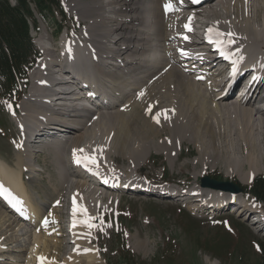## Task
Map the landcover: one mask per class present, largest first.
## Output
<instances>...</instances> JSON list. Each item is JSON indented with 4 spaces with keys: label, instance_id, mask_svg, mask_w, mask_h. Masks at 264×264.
<instances>
[{
    "label": "bare ground",
    "instance_id": "bare-ground-1",
    "mask_svg": "<svg viewBox=\"0 0 264 264\" xmlns=\"http://www.w3.org/2000/svg\"><path fill=\"white\" fill-rule=\"evenodd\" d=\"M174 1L65 0L66 7L76 13L77 18L84 19L79 33L74 38L65 35L59 43L51 42V45L38 39L42 52L36 65L39 70L35 69L30 75V86L18 106L20 116H16V113L14 116L19 136L12 142V148L20 156L15 164L24 165L29 162L32 154L41 153L40 149H33L39 147L25 144L28 138L31 137L29 142L34 136L49 137L36 142V146L46 143L42 147L43 152L52 156L53 163L59 162L62 169H56V174L61 182L57 186L60 188L62 183H67V187L72 189L69 194L71 209L79 203L83 209H89L87 207L90 204L99 207L100 203L93 201V198L98 191H106L101 190L96 181L107 185V191L118 194L149 195L162 199L167 195L178 196L194 212L197 210L204 213L208 204L223 209L232 201L246 203L242 199L243 193L213 191L199 187L197 182L196 187L189 190L155 187L152 182L141 181L136 176L137 179L129 176L121 179L115 172L111 174L102 169L103 166H98V160L106 165V157L113 153L121 157L129 154L132 165L137 167L150 149L165 143H169L168 150L171 152L174 144L173 151L178 158L185 144L182 142L181 153L178 154L181 140H187L197 148L200 153L197 160L202 162L212 158L214 163L220 156L229 160L235 158L234 154L243 153L246 158L241 155V162L247 160L250 168H258L257 165L264 159V0ZM166 5H171V10L166 11ZM210 28L213 29L212 33L208 32ZM216 32L224 34L220 37L224 43L217 44L216 48L224 51V56L234 62L236 69L242 70V73L250 70L255 74L257 80L250 87L248 95H244L245 98H238L240 94L224 102L228 100L225 92L227 87L222 80H217L223 70H216L213 66L222 57H214L213 52L217 49L206 50L210 48L206 40L211 37L215 41ZM227 33L234 34L230 44L227 43ZM113 35L115 38L110 40ZM45 37L41 34V38ZM68 66L72 67V72L79 71L82 75L73 74L81 78L76 80L78 84H89L94 88L90 98L93 101L102 100L100 106L98 104L93 109L81 104L77 106L75 101L83 97L72 99L74 84L66 70ZM249 66L255 67V71ZM233 100L240 102L235 103ZM117 107L124 111H118ZM100 109L108 111L99 112ZM58 132L68 135L55 137ZM161 133H165L166 142L153 143L151 138ZM104 137L110 138V141L106 143ZM173 139L176 142H171ZM66 144L72 151L71 157L67 159L80 161L78 169L70 161L69 167L89 181L90 188L87 190L85 180L68 181L67 176L71 173L66 172L62 162V149ZM23 149L27 159L21 157ZM81 149L82 152L79 151ZM239 151L244 152L237 153ZM150 155L151 152L143 163ZM89 158H94L95 163L89 162ZM21 170L5 166L1 161L0 183L4 189H12L22 197L13 203L21 208L20 212L33 220L35 227L45 228V234L48 235H62L56 227V218L47 215L43 217L42 211L34 208V203L26 196L22 174L28 170ZM95 186L98 188L95 189ZM59 198L50 206L57 207ZM0 205L17 221L15 223L21 222L17 214L6 210L3 203L0 202ZM1 209L2 206L0 234L10 226V222L5 224L7 216ZM36 210L40 211L39 216ZM86 212L93 225L96 222L95 216ZM66 219L67 225L62 228L65 231L71 229V240L67 243L72 241L76 246L79 234L83 236L93 231V227L84 226L82 221L86 217L78 211L73 214L72 210ZM49 224L53 226L49 227ZM26 237L27 240L31 238L32 242H29V253L23 264L99 262L92 253L81 258L76 256L80 248L58 259L54 250L57 243L61 244L60 241L46 236L39 237L34 233ZM7 240L8 236L0 239V264L6 263L4 259H10L1 254ZM89 252L94 251L90 248ZM16 260L15 264H22V261Z\"/></svg>",
    "mask_w": 264,
    "mask_h": 264
},
{
    "label": "rangeland",
    "instance_id": "rangeland-1",
    "mask_svg": "<svg viewBox=\"0 0 264 264\" xmlns=\"http://www.w3.org/2000/svg\"><path fill=\"white\" fill-rule=\"evenodd\" d=\"M9 1L12 3L14 2V0ZM60 1L62 13H58L59 11H57L53 13V16L49 15L44 18L37 15L35 18L36 24L34 26L32 25L30 28L31 42L35 55L36 52H41L39 49V40L42 41L43 39L42 43L47 45H51V42L59 43L60 39L65 35H67L68 38H74V36L79 33V29L83 27L84 19L77 18L75 15L76 13L66 7L65 0ZM175 2H177V0L174 1V3ZM181 10L182 12L185 11L184 9ZM58 25L62 27L60 31H57ZM41 34H44L48 38H41ZM114 38L115 36L113 35L110 40ZM41 55L42 52L40 53V56ZM39 59L40 57L36 62L33 60L31 68L22 76V79H18L19 88L16 89L15 92L9 95L5 92L2 94L3 92L0 90V162H4V165L10 168H19L21 172L22 168L28 170L24 171L22 174V186L26 189V196L30 197V199H28L34 203V208H38V210L42 211L43 217L47 215L56 218L52 217L56 220V227L62 235H48L47 233L46 235L45 228L41 229L39 226L35 227L32 223H15L17 221L12 216L8 215L3 205H0L2 206L1 210H3L7 216L5 218L7 221H4L5 224L10 222V226H7L4 232L0 234V239L8 236V240L4 245V252L1 254L4 255V257L7 255L6 257L10 259H4V261H6L4 264H15L16 262L14 260L16 259L22 261L23 264V260H25L29 253V242H32V239L29 238V240H27L28 237L26 236L33 233L37 234L39 237L46 236L54 241L57 240L61 242V244L57 243V245L60 246L59 248L57 246L55 250L53 249L58 259L64 258V256H67L72 250L80 248L76 256L81 258L83 256H88V253H92L96 256L95 259L99 261L95 264H124V262L128 261L123 259V255L128 257L131 264L264 263V233L253 230L247 224V221L244 220L243 216L230 214L229 212L211 214L197 210L194 212L188 208V204L174 203L149 195H124L109 191H98L93 201H98V203H100L99 207L95 208L93 204H90L87 207L89 209H85L95 216L96 224H93V231H89L87 235L83 236L79 234V242L76 246L71 243L72 241L67 243L68 240H71L70 232L63 230L62 227L66 224L67 216H69L73 210L70 207L72 202L69 200V194L72 193V189L67 187V183H62L60 188L57 186V183L61 182L56 174V169H62L59 162L53 163L52 156L47 152H43L44 150H42V147L46 143L36 146V140H39L36 137L34 139L32 138L30 145L39 147L33 149H40L41 153L35 152L32 154L29 158V162L24 165L15 164L17 158L20 156L16 155L17 151L12 148V142L17 140L19 136L14 116L15 113L16 116H20L18 106L27 93L30 86V75L37 69L36 65L40 61ZM86 72L89 71L86 69ZM19 89H21L22 96L17 104H12L15 110L14 112L12 111L13 109L10 102L12 98H14L13 96L17 95ZM231 99L232 97H228V100H224V102H229ZM235 100H233L235 103L240 102ZM122 107L124 108V106ZM116 109L121 112L124 111V109L121 110L119 107ZM106 111L108 110H99V112ZM113 111H115V109H113ZM31 133L32 131L30 135ZM57 134L58 133H56V135ZM63 134L65 136L68 135L67 133L61 132H59L58 135L62 137ZM86 136L88 135L86 134ZM165 136V133H161L159 136L152 137L151 140L154 141L153 143H165ZM30 138L27 139V142ZM162 138H164V140ZM103 139L106 143L110 141V138L104 137ZM52 140H56V138H52ZM171 142H176V139H173ZM182 142H185V144L182 145L181 153ZM168 144L169 143H165L155 149H150L147 155L149 152H151V155L148 156L147 161L143 163L146 160V155L144 161L137 167L132 165L131 159L128 158L129 154H125L121 157L113 153L106 157V165L100 163V160H98V166H103L101 168L109 171L111 174L115 172L121 179L125 176H129L134 179L138 178L141 181L146 180L152 182L155 187L164 186L177 190L195 188L196 184H199L200 179L204 176L216 180L230 181L244 189L251 185L252 178L255 176H264V159L257 165L258 168H250L247 160L241 162L243 159L241 155L244 157L245 155L240 152L244 151L237 152L240 154H234L233 157L235 158L229 160H224V158L220 156L214 163L211 160L212 158H208L209 160L202 162L197 160L200 157L199 151L189 141H180L178 154H181L178 158L175 157L173 151L174 144H172V152L168 150ZM248 149L249 147H247L246 150L248 151ZM62 150L64 159V161L62 160V162H64L63 166L66 172L68 171V173H71L67 176L68 181L85 180V177L79 176L75 170L73 171L72 168L69 167L72 159L68 160L67 158L71 157L70 153L72 151L69 149L68 144L64 145ZM157 151L160 152L156 153ZM21 152V157L27 159L24 149ZM126 178L130 179L128 177ZM239 178L240 180H238ZM85 181L87 183L85 189L87 190L90 188V183L87 180ZM54 187L56 189H54ZM97 188L95 186V189ZM100 189L103 190L102 188ZM57 192L58 194H56ZM241 195L246 203L251 204L249 206H253L254 209L258 210V213L264 215L263 204L254 203L253 198L247 194ZM58 196H60L59 203H57L58 206H50L53 205V201H55ZM193 198L194 197H192V199ZM239 203L244 202L239 201ZM246 203H244V205H246ZM80 207L82 208L81 203L75 207L79 214L81 213L79 211ZM38 210H36L38 212L37 216L40 215V211ZM40 218L41 217H39V219ZM2 222L3 221L0 223ZM5 226L6 225H4V227ZM50 226L53 225L49 224V227ZM25 231H27V234L24 235ZM81 236L86 239L82 240ZM90 248L94 252H89ZM6 249L9 251H5Z\"/></svg>",
    "mask_w": 264,
    "mask_h": 264
},
{
    "label": "trees",
    "instance_id": "trees-1",
    "mask_svg": "<svg viewBox=\"0 0 264 264\" xmlns=\"http://www.w3.org/2000/svg\"><path fill=\"white\" fill-rule=\"evenodd\" d=\"M14 1L11 4L9 0H0V89L3 94H11L17 89L18 79L25 75L31 56L35 54L29 35V23L35 22L33 11L44 16L61 10L59 0ZM244 190L264 203V176L254 177ZM123 259L129 262L124 264H131L126 255Z\"/></svg>",
    "mask_w": 264,
    "mask_h": 264
},
{
    "label": "water",
    "instance_id": "water-1",
    "mask_svg": "<svg viewBox=\"0 0 264 264\" xmlns=\"http://www.w3.org/2000/svg\"><path fill=\"white\" fill-rule=\"evenodd\" d=\"M201 185L203 187H211L214 189H219L223 191H230L232 193H238L241 191V188L230 182V181H223V180H216V179H211L208 176H204L200 179Z\"/></svg>",
    "mask_w": 264,
    "mask_h": 264
},
{
    "label": "snow or ice",
    "instance_id": "snow-or-ice-1",
    "mask_svg": "<svg viewBox=\"0 0 264 264\" xmlns=\"http://www.w3.org/2000/svg\"><path fill=\"white\" fill-rule=\"evenodd\" d=\"M165 8H166V11L171 10V5H166ZM185 27L188 28V25H185ZM208 32H209V33H212V32H213V29H211V28L208 29ZM222 35H224V34H221V33H219V32H216V33H215V36L217 37V39H216L215 41H212V40H211V37H209L210 42H214V43H216V44H223L224 41H223L222 39H220V37H221ZM226 35L229 37L227 43L230 44V43L232 42V41H231V37H232L234 34H233V33H227ZM141 95H143V93H141ZM79 151L82 152L83 150L81 149V150H79ZM79 162H80V161L77 160V163H79ZM89 162H91V163H95V159H94V158H89ZM76 211H77V209L74 207V208H73V214H75ZM79 211H80V212L86 217V219H85L84 221H82V223L84 224V226L89 227V228L93 227V225L89 222V219H90V218H87V212H86V210L83 209V208H80Z\"/></svg>",
    "mask_w": 264,
    "mask_h": 264
}]
</instances>
